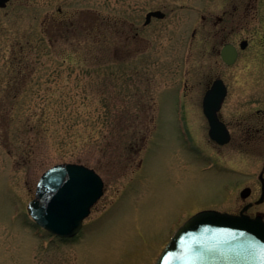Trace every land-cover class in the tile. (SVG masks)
Listing matches in <instances>:
<instances>
[{
    "label": "rangeland",
    "instance_id": "1",
    "mask_svg": "<svg viewBox=\"0 0 264 264\" xmlns=\"http://www.w3.org/2000/svg\"><path fill=\"white\" fill-rule=\"evenodd\" d=\"M158 10L166 16L146 25ZM228 43L239 49L232 66L221 58ZM217 78L229 90L225 146L210 139L203 113ZM63 163L94 169L105 184L68 240L27 210L41 176ZM262 172L264 0L0 8V264H156L201 211L239 214L251 203L248 215H264Z\"/></svg>",
    "mask_w": 264,
    "mask_h": 264
},
{
    "label": "water",
    "instance_id": "2",
    "mask_svg": "<svg viewBox=\"0 0 264 264\" xmlns=\"http://www.w3.org/2000/svg\"><path fill=\"white\" fill-rule=\"evenodd\" d=\"M11 0H0L6 8ZM164 18L162 11L148 13L146 24L152 18ZM248 41L240 44L246 49ZM228 66L239 58L238 48L228 43L221 50ZM228 88L218 78L207 90L203 100L204 114L209 122V136L220 145L231 141V133L220 117ZM262 194L258 204L264 202V173L259 176ZM104 181L94 170L82 164L63 163L48 169L40 178L35 198L28 205L34 222L62 239L76 237L92 207L104 194ZM251 188L241 192L247 199ZM205 210L192 216L172 237L156 264H264V215L251 217Z\"/></svg>",
    "mask_w": 264,
    "mask_h": 264
}]
</instances>
